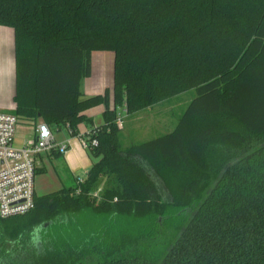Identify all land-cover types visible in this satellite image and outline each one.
Masks as SVG:
<instances>
[{"label":"trees","instance_id":"1","mask_svg":"<svg viewBox=\"0 0 264 264\" xmlns=\"http://www.w3.org/2000/svg\"><path fill=\"white\" fill-rule=\"evenodd\" d=\"M0 26L12 113L71 135L89 123L98 156L0 218V261L28 245L26 264H264V0H0ZM93 51L113 53L112 92L85 96ZM190 89L173 130L122 146V103Z\"/></svg>","mask_w":264,"mask_h":264},{"label":"rangeland","instance_id":"2","mask_svg":"<svg viewBox=\"0 0 264 264\" xmlns=\"http://www.w3.org/2000/svg\"><path fill=\"white\" fill-rule=\"evenodd\" d=\"M7 29L11 31L10 28ZM3 49L5 52V58H4L5 63H3L4 67L5 69L10 68L13 70L15 66L13 56L11 55V53L8 56V50L6 44ZM105 61L109 62V68L111 67V65H113V60L111 57L109 59L106 58ZM93 78H91L90 80H92ZM90 80L88 81L89 85L87 86L86 89L92 91V85ZM109 84L110 85L107 87H109L110 91L112 92L113 80ZM193 95H194V90L190 89L187 91H183L179 94H174L172 96L153 101L149 105H142L140 102L138 103L132 102L128 105H126L125 102L122 103V105H120L117 108V118H119V120L117 121L116 119L115 121L117 123V126L121 130L120 141L122 146L152 139L154 137H157L159 135H162L164 133L173 130L179 116L182 114V112L184 111L185 107L187 106L188 102L193 97ZM7 112L12 113L11 110ZM19 118H20V122L17 124L16 127V135L18 134L19 136H28L31 131V126H35L34 123L38 121L33 123L32 120H28L20 116ZM63 134H66V136L70 138V147H69L70 152L67 158L66 155H61L60 157H54L51 160L52 162L49 163V168L46 170L43 176H44V180L47 179L50 183H54L53 179L55 180L56 174L61 177L65 176L66 178H70V177L85 178L90 164L98 159V156L95 155V153L92 152L89 147L82 146L79 137L77 135H71L70 133H67V131L64 128H62V135ZM74 178L68 180L72 184L71 187L77 184ZM68 181L67 183L63 184L61 190L68 188L67 186L69 185ZM98 190L99 189H96V191ZM100 222H101L100 220L94 222L95 224H91V226L95 227L96 225H100L101 224ZM84 224L87 226L90 225V223L87 222H85ZM62 228L65 233L67 227L62 226ZM67 234L61 236L60 241L64 240ZM1 237L2 235L0 234V239ZM22 248L25 250L24 252L27 255H24L23 259H21V263L26 264L24 262L28 260L31 251L28 245ZM19 258L20 256L14 255V257L12 259H9L8 262L4 263L3 261H0V264H18L17 261Z\"/></svg>","mask_w":264,"mask_h":264},{"label":"built area","instance_id":"3","mask_svg":"<svg viewBox=\"0 0 264 264\" xmlns=\"http://www.w3.org/2000/svg\"><path fill=\"white\" fill-rule=\"evenodd\" d=\"M19 122L18 115L0 110V218L20 216L33 209L37 156L50 150L65 154L70 147L69 140L57 143L51 127L45 122H38L33 135L22 145H16ZM92 133L91 128L77 133L83 147L96 145ZM83 180L76 177L77 183ZM98 191H94L93 196L100 199Z\"/></svg>","mask_w":264,"mask_h":264},{"label":"crops","instance_id":"4","mask_svg":"<svg viewBox=\"0 0 264 264\" xmlns=\"http://www.w3.org/2000/svg\"><path fill=\"white\" fill-rule=\"evenodd\" d=\"M7 28H5L4 26H0V110L1 111H10L15 108V103L13 101V95L15 91V66L13 70L10 68L5 69L3 64L5 63L4 62L5 52L3 49L5 44L7 45L8 56L11 53L14 59L13 31L11 28L10 29L12 32ZM110 57L113 60V54L110 51H93L91 53V74L89 77H84L80 81V89L83 95L91 96L93 94H97L103 91L105 87L110 85L109 83H111L112 81L113 65H111V67L109 68V62L105 61L106 58L109 59ZM91 78L93 79L90 80ZM89 80L91 81L92 91L86 89L87 86L89 85L88 82ZM102 113H103V106L101 105H98L86 111V114L88 116H91L93 125L99 124L103 121ZM37 121L40 122L41 119L37 118ZM32 122L34 123L36 121L32 120ZM38 122L34 123V125H36ZM35 127L36 126H31V131L28 136H19L18 134L15 135V144L22 145L23 143H25L26 138H29L30 136L33 135ZM92 127L93 126H89V123L86 124L81 123L77 127L78 128L77 133L80 134ZM62 128H64L67 131V133H70L67 127L63 126ZM62 128L59 130L55 128L52 129L55 141L57 143L64 142L66 140L70 141V138L66 136V134L62 135ZM78 134L76 135L78 136ZM69 152L70 149H68V151L65 154L59 153L60 155H58L57 154L58 152L56 150H50V151H44L37 156L38 163H37L36 174L34 179V194L36 196H41L48 193L59 191L63 187V184L67 183V181L70 180L71 178H74V177L66 178L65 176L61 177L56 174L55 180L53 179L54 183H50L47 179L44 180V176H43L46 170L49 168V163L52 162L51 160L54 157H60L61 155H66L67 158Z\"/></svg>","mask_w":264,"mask_h":264}]
</instances>
